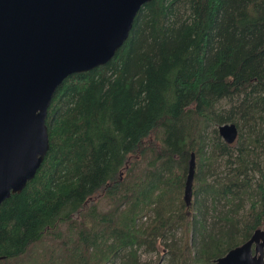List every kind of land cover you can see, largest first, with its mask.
Wrapping results in <instances>:
<instances>
[{"label": "trees", "instance_id": "16d2710c", "mask_svg": "<svg viewBox=\"0 0 264 264\" xmlns=\"http://www.w3.org/2000/svg\"><path fill=\"white\" fill-rule=\"evenodd\" d=\"M46 127L35 177L0 205V264H146L160 242L169 264H216L264 226V0L145 4L107 64L58 87Z\"/></svg>", "mask_w": 264, "mask_h": 264}, {"label": "water", "instance_id": "95a60500", "mask_svg": "<svg viewBox=\"0 0 264 264\" xmlns=\"http://www.w3.org/2000/svg\"><path fill=\"white\" fill-rule=\"evenodd\" d=\"M152 0H0V205L35 177L49 148L52 98L71 75L107 64ZM232 145L234 124L217 128ZM191 154L184 201L192 197ZM216 264H264V226Z\"/></svg>", "mask_w": 264, "mask_h": 264}, {"label": "rangeland", "instance_id": "374dc122", "mask_svg": "<svg viewBox=\"0 0 264 264\" xmlns=\"http://www.w3.org/2000/svg\"><path fill=\"white\" fill-rule=\"evenodd\" d=\"M141 167H143V164H141ZM109 207V203L107 201L102 200L99 204V209L100 210H106ZM149 218H152L151 215H148L146 217H143L140 222H138V225H141L142 223H146L149 221ZM164 242L170 244L172 243L175 247L180 246L182 242V232L181 230H178L174 233L173 236L168 235L167 240ZM163 243L160 242L157 244V250L153 253H147L143 250H140L138 252L139 255V261L141 263H146V264H152L154 263L157 258L159 257V263L158 264H169V256L168 255H160V251L162 250ZM116 264H119L118 261H116Z\"/></svg>", "mask_w": 264, "mask_h": 264}]
</instances>
